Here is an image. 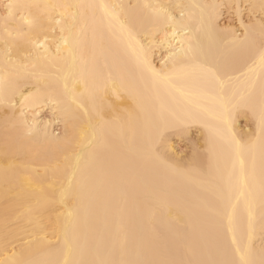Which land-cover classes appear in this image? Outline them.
Listing matches in <instances>:
<instances>
[{
    "label": "bare ground",
    "instance_id": "bare-ground-1",
    "mask_svg": "<svg viewBox=\"0 0 264 264\" xmlns=\"http://www.w3.org/2000/svg\"><path fill=\"white\" fill-rule=\"evenodd\" d=\"M240 1L0 0V264H264V0Z\"/></svg>",
    "mask_w": 264,
    "mask_h": 264
},
{
    "label": "rangeland",
    "instance_id": "rangeland-1",
    "mask_svg": "<svg viewBox=\"0 0 264 264\" xmlns=\"http://www.w3.org/2000/svg\"><path fill=\"white\" fill-rule=\"evenodd\" d=\"M238 3H239L238 5H240L239 9L241 8L240 9L241 10V14H242L241 16L246 22L248 20H251V17H253V15H256V14H252L251 12L250 13L248 12V10H247L248 9L247 8L248 7V3L247 2H246L247 3L246 4V3L241 2L239 0ZM234 4H236V3H234ZM230 6L231 7L233 6L234 8L233 7L231 8ZM230 6L228 8V6H226V4L221 5L219 22H220L221 25H231V26L233 25V27L234 26L236 27V25H237V27H238V24H237L238 23V17H237V13L235 11V7L237 6V4H236V6H234L233 3H232V5L230 4ZM225 7H227V8H225ZM257 17H259V16H257ZM41 112H42L41 114L43 116L44 115L48 116V112L49 111L47 109H43ZM238 121H239V124L241 126L243 124L245 125V119L244 118H239ZM248 125L249 124H247V126ZM53 128H54V131L57 132V133L61 131L60 124L53 125ZM199 136L200 135H199V132L197 131V128H191V129H189V133L187 134V137L186 136L185 137L176 136V137H173L171 142H173V143L175 142L174 145H175V149H176L177 153L179 155H183L184 153H188V151H190L191 144H192L191 142L193 140H196Z\"/></svg>",
    "mask_w": 264,
    "mask_h": 264
}]
</instances>
